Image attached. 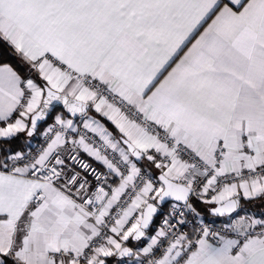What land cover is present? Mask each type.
Listing matches in <instances>:
<instances>
[{"label": "snow or ice", "instance_id": "snow-or-ice-1", "mask_svg": "<svg viewBox=\"0 0 264 264\" xmlns=\"http://www.w3.org/2000/svg\"><path fill=\"white\" fill-rule=\"evenodd\" d=\"M0 264H264V0H0Z\"/></svg>", "mask_w": 264, "mask_h": 264}, {"label": "built area", "instance_id": "built-area-1", "mask_svg": "<svg viewBox=\"0 0 264 264\" xmlns=\"http://www.w3.org/2000/svg\"><path fill=\"white\" fill-rule=\"evenodd\" d=\"M40 140H41V138L38 136V137H37V140H34V141L32 142V144H31L32 149H35V148L38 146ZM204 221H205V223H207L209 226H212V227L217 228V229L220 228V227H222L223 223L225 222V221L215 220V219H211V220H206V219H204ZM190 228H191V225H189V229H190Z\"/></svg>", "mask_w": 264, "mask_h": 264}, {"label": "trees", "instance_id": "trees-1", "mask_svg": "<svg viewBox=\"0 0 264 264\" xmlns=\"http://www.w3.org/2000/svg\"><path fill=\"white\" fill-rule=\"evenodd\" d=\"M38 137V136H37ZM37 137L35 138V139H33L32 141H30V144H32V142L34 141V140H37ZM25 142L23 141V139L21 140V141H19V144H21V145H23ZM201 207V209H202V214H203V216H204V219H206V220H211V219H215V220H222L223 218H219V217H214V216H212L208 211H207V209H204V207L201 205L200 206ZM246 209H252V210H258V209H256L253 205H251V204H249V205H247L246 206Z\"/></svg>", "mask_w": 264, "mask_h": 264}, {"label": "crops", "instance_id": "crops-1", "mask_svg": "<svg viewBox=\"0 0 264 264\" xmlns=\"http://www.w3.org/2000/svg\"><path fill=\"white\" fill-rule=\"evenodd\" d=\"M226 219H227V218H225V219L223 218L221 221H225Z\"/></svg>", "mask_w": 264, "mask_h": 264}, {"label": "rangeland", "instance_id": "rangeland-1", "mask_svg": "<svg viewBox=\"0 0 264 264\" xmlns=\"http://www.w3.org/2000/svg\"><path fill=\"white\" fill-rule=\"evenodd\" d=\"M225 218H226V217H225ZM225 218H224V219H225Z\"/></svg>", "mask_w": 264, "mask_h": 264}]
</instances>
